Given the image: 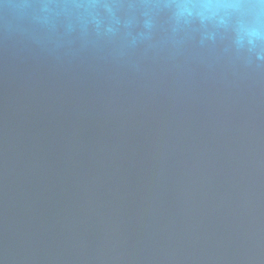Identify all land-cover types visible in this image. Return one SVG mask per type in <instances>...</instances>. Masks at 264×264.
Instances as JSON below:
<instances>
[{
	"label": "water",
	"instance_id": "95a60500",
	"mask_svg": "<svg viewBox=\"0 0 264 264\" xmlns=\"http://www.w3.org/2000/svg\"><path fill=\"white\" fill-rule=\"evenodd\" d=\"M0 264H264V0H0Z\"/></svg>",
	"mask_w": 264,
	"mask_h": 264
}]
</instances>
